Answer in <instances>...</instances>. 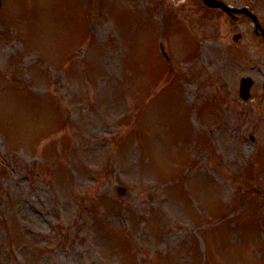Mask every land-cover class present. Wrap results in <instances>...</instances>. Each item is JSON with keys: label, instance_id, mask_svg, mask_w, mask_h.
<instances>
[{"label": "rangeland", "instance_id": "obj_1", "mask_svg": "<svg viewBox=\"0 0 264 264\" xmlns=\"http://www.w3.org/2000/svg\"><path fill=\"white\" fill-rule=\"evenodd\" d=\"M253 62L200 0H4L0 264H264Z\"/></svg>", "mask_w": 264, "mask_h": 264}, {"label": "flooded vegetation", "instance_id": "obj_2", "mask_svg": "<svg viewBox=\"0 0 264 264\" xmlns=\"http://www.w3.org/2000/svg\"><path fill=\"white\" fill-rule=\"evenodd\" d=\"M224 1H230V2L233 1L231 5L234 6V7H243V6H245V7H248L254 13H256V14L258 13V11L256 10V7L257 6H256L255 3H253V1L245 0L244 3H242V4L237 3V1H234V0H224ZM261 3L264 4V0H261ZM260 18H259V20H260L259 21L260 26L264 29V19L263 18L260 19ZM240 22H248L251 25L252 20L249 17H247V16L244 15V16H241L239 18V20H238V22L236 24H239ZM254 36H255V41L257 43L264 44V34H262L261 31L258 32V30H257L256 33L254 32ZM236 38H237V41L236 42H240L241 41L240 39L242 37H241L240 34H238V36Z\"/></svg>", "mask_w": 264, "mask_h": 264}, {"label": "water", "instance_id": "obj_3", "mask_svg": "<svg viewBox=\"0 0 264 264\" xmlns=\"http://www.w3.org/2000/svg\"><path fill=\"white\" fill-rule=\"evenodd\" d=\"M2 0H0V6H1ZM203 2L209 6V7H220L224 11H226L228 14L232 15L234 11H239V10H233L229 9L223 2L221 1H216V0H203ZM244 10H240L239 12H242ZM243 82V81H242ZM245 84V83H244Z\"/></svg>", "mask_w": 264, "mask_h": 264}]
</instances>
